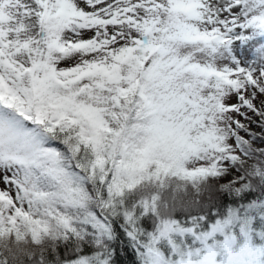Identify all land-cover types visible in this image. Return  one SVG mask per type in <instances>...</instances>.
Here are the masks:
<instances>
[{"label":"snow or ice","instance_id":"1","mask_svg":"<svg viewBox=\"0 0 264 264\" xmlns=\"http://www.w3.org/2000/svg\"><path fill=\"white\" fill-rule=\"evenodd\" d=\"M129 253L264 264V0H0V264Z\"/></svg>","mask_w":264,"mask_h":264},{"label":"trees","instance_id":"2","mask_svg":"<svg viewBox=\"0 0 264 264\" xmlns=\"http://www.w3.org/2000/svg\"><path fill=\"white\" fill-rule=\"evenodd\" d=\"M128 261H129V264H130V261L133 259V257L131 256V253H129V256H128Z\"/></svg>","mask_w":264,"mask_h":264},{"label":"rangeland","instance_id":"3","mask_svg":"<svg viewBox=\"0 0 264 264\" xmlns=\"http://www.w3.org/2000/svg\"><path fill=\"white\" fill-rule=\"evenodd\" d=\"M254 130L259 131V129H255V128H254Z\"/></svg>","mask_w":264,"mask_h":264}]
</instances>
